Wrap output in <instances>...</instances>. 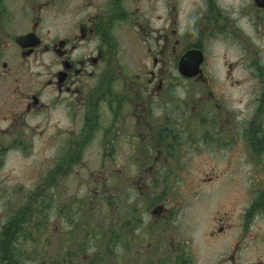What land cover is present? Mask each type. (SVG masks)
I'll return each mask as SVG.
<instances>
[{"label": "flooded vegetation", "instance_id": "flooded-vegetation-1", "mask_svg": "<svg viewBox=\"0 0 264 264\" xmlns=\"http://www.w3.org/2000/svg\"><path fill=\"white\" fill-rule=\"evenodd\" d=\"M245 82L261 91L240 127L223 90ZM261 111L264 0H0V190L26 196L1 222L0 242L24 212L31 232L40 224L46 237L56 220L74 240L81 186L106 195L108 224L109 177L144 204L123 214L127 232H111L140 264L191 258L177 239L180 215L206 220L207 240L219 243L214 264H264V170L241 187L235 155L222 169L192 170L186 159L245 142L259 161ZM12 158L26 163V181L12 180L15 168L5 173ZM82 170L93 181L86 187ZM216 183L215 209L192 212V197Z\"/></svg>", "mask_w": 264, "mask_h": 264}, {"label": "rangeland", "instance_id": "rangeland-1", "mask_svg": "<svg viewBox=\"0 0 264 264\" xmlns=\"http://www.w3.org/2000/svg\"><path fill=\"white\" fill-rule=\"evenodd\" d=\"M236 73L241 74L242 70L238 69ZM254 82H245L240 87H234L230 89L225 86L224 93L228 96L230 101H234L233 105L235 110L238 111L239 120L238 123L240 127H244L245 124L254 119V114L256 112L257 106V96L261 91V87L256 85ZM245 133V132H244ZM243 137V136H242ZM244 137L246 135L244 134ZM259 147H256V149ZM230 149L232 152H230ZM198 154H203L202 157L193 156L188 161L190 169L194 170H208L210 167L214 166L215 169H222L226 155L233 154L235 155L234 159L237 160L236 170L239 171L240 186L244 187L246 185V180L248 177L249 171H263L264 170V156L257 157L259 161H254V158L251 155L256 154L255 151H252L249 145H246L245 142L235 146L233 148L225 149L223 154H213L211 159L208 157L209 153L205 149H201ZM264 155V153H262ZM211 160V161H209ZM25 162L15 160L12 158L5 169V173L8 168H15V172L12 173V180L26 181L27 176L24 174L26 171ZM92 164V161L90 162ZM109 165V164H108ZM3 174V172H2ZM256 177L263 175V173L255 174ZM81 185L85 187L92 183L93 181L89 177V173L86 170L80 172ZM72 179L69 184L72 185ZM113 186L114 189L110 187ZM217 186L218 184H211L209 188H202L199 192V199L196 200L192 197V200L189 201L190 209L195 210L197 207L202 209L203 206H206V214L208 215L216 207L217 202ZM116 187V188H115ZM88 189H85L81 186L79 197L81 198V221L79 226V232L75 236V243L72 246V252L74 256L80 259V264H84L83 259L87 261H92L96 259L98 251H104L107 245H110V241L114 239V235L111 234L113 230H124L126 231V226L124 221L127 211L137 210L138 212H143L145 210L144 204H140L138 207L135 206L133 198L135 195H124L121 194L120 190L117 188V184H114L113 180H110L108 177V224L106 222V195L105 194H93L87 193ZM204 195L210 196L209 201L204 199ZM129 196V198H128ZM25 194L15 193V194H6L4 191L0 190V224L7 217L11 215L12 208L20 204L25 200ZM128 198V199H127ZM203 202V203H202ZM188 203V202H187ZM184 206V204H183ZM204 214V211H202ZM180 218L173 219L177 233L180 230L181 236L177 237L179 240H184L189 249L188 253L191 256V264H214L217 260V251L219 243H209L206 238V229L208 225L206 220L203 218L201 221H197L193 216L191 221L188 219L190 216L184 215L179 216ZM202 218V216H201ZM143 223L148 221V217L144 214L142 217ZM123 222V223H122ZM192 224V227L190 225ZM200 223V224H197ZM141 224V223H140ZM59 226V229L57 228ZM131 226V224H129ZM48 234L46 238L49 240L48 251L49 253L45 255L44 259L52 261L56 258L58 251L61 248V244L69 241V237L64 235V228L62 222L56 220H51L48 224ZM127 232V231H126ZM91 233V235H90ZM38 236L37 233H34ZM128 234V233H126ZM96 235L95 239L94 236ZM137 236V234H136ZM188 239L186 241V239ZM32 240V239H31ZM30 240V241H31ZM96 241L97 252L93 251L92 244ZM118 243L111 248L114 250L115 255H121L124 261L134 258L139 263L144 260L142 257H135V252L131 254H125L122 242L117 240ZM130 242V240H129ZM21 243L23 246L26 244V239L22 238ZM146 243V242H145ZM33 248V245H29ZM83 250V251H81ZM135 251V248L134 250ZM27 253V252H26ZM28 254V253H27ZM95 254V257H94ZM132 255V256H131ZM251 255H254L251 253ZM86 256V258H85ZM83 258V259H82ZM82 259V260H81ZM82 262V263H81ZM23 264H38L36 260H33V256L30 254L28 258H25Z\"/></svg>", "mask_w": 264, "mask_h": 264}, {"label": "trees", "instance_id": "trees-1", "mask_svg": "<svg viewBox=\"0 0 264 264\" xmlns=\"http://www.w3.org/2000/svg\"><path fill=\"white\" fill-rule=\"evenodd\" d=\"M258 118L260 121L264 122V111L258 112ZM22 216H25L24 223L20 221V216H16L15 221H13V223L10 225L9 229L5 228L6 233L3 235L0 242V264H23L25 258H28L30 254L33 256V260H36L38 264H80V259L74 256V253L72 252V246L75 243L74 240H69L65 242V244L62 243L59 250L60 252H58L56 258H54L52 261H48V259L45 260L44 257L46 253H49V240L42 235L43 231L40 229V224H36L37 226L32 225L33 231L31 232L30 226H25V212L21 215V217ZM130 228L131 226H129V229ZM34 233H37L38 236H36ZM133 234L134 231L129 232L128 234H126L124 239L129 249L133 247L134 242L136 241L133 237ZM95 237L96 235L94 236V239ZM22 238L26 239L25 246H23V244L21 243ZM117 240L121 241V237H118ZM117 240H112L110 245L108 246V249L106 247L104 251L97 250L99 246H97L95 241L94 244H92V248L93 251H98L97 257L95 260L92 259V261H87L82 258L84 264H140L134 258H130L129 262L128 260L125 262L121 255H115V252L111 247L115 246V244L118 243ZM29 245H33L34 247L30 248ZM64 245L65 248L63 247ZM124 253L126 254V252ZM135 257L137 256L135 255ZM190 259L191 258L187 256L183 257L181 259L182 261L174 263L171 259L166 258L159 264H191ZM148 263L158 264L154 263L152 258L151 262Z\"/></svg>", "mask_w": 264, "mask_h": 264}]
</instances>
